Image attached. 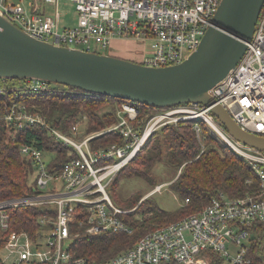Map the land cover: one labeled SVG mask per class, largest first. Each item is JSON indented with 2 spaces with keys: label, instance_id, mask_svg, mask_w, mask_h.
Returning <instances> with one entry per match:
<instances>
[{
  "label": "built area",
  "instance_id": "2783aa9c",
  "mask_svg": "<svg viewBox=\"0 0 264 264\" xmlns=\"http://www.w3.org/2000/svg\"><path fill=\"white\" fill-rule=\"evenodd\" d=\"M27 1V2H25ZM61 0H0V13L33 37L59 45L100 52L115 38L152 42V53L142 62L152 66L176 64L188 58L213 24L222 0H68L78 11L77 24L60 29ZM48 5L56 6L54 15ZM53 39V40H52ZM247 49L228 74L209 93L245 130L264 135V5ZM26 88L42 91L55 86L45 79L29 78ZM4 91L0 84V93ZM140 104L122 100L118 120L101 130L87 131V116L67 131L50 125L40 112L15 102L0 115L15 129L41 124L55 140L68 147L69 159L51 171L53 151L23 143L21 154L33 161L31 193L0 199V264H252L249 245L242 239L253 221L264 222V151L232 140L211 106L185 102L170 107H150L141 128ZM201 118L216 129L256 171L261 186L256 194L231 197L220 191L203 209L164 224L143 235L137 243L103 262L79 256L72 243L83 233L123 232L134 226L126 209L116 204L109 186L151 134L171 121ZM83 120V121H82ZM198 136L201 127L195 124ZM119 131L125 142L94 146L95 138ZM163 184H158L155 191ZM145 198V197H144ZM42 209L32 234L11 229V208ZM229 243L238 245L235 251Z\"/></svg>",
  "mask_w": 264,
  "mask_h": 264
},
{
  "label": "trees",
  "instance_id": "16d2710c",
  "mask_svg": "<svg viewBox=\"0 0 264 264\" xmlns=\"http://www.w3.org/2000/svg\"><path fill=\"white\" fill-rule=\"evenodd\" d=\"M25 80L0 78L4 88L0 93V115L9 112L15 102H23L30 111L40 112L50 125L65 131L72 129L74 123L84 115L87 116L84 122L87 131L101 130L118 120L116 111L123 99L86 92L73 86L63 88L60 86L62 84H55L50 90L35 91L26 88ZM107 105L111 109L102 111ZM151 110L148 106L140 105L139 117ZM196 123L201 127L200 137L194 127ZM144 127L145 122L142 123V130ZM93 141L94 146L99 147L123 144L125 139L119 131L114 130ZM32 142L55 152L48 164L51 171H59L69 159L68 147L51 137L46 127L37 123L15 129L0 117V199L31 193L34 164L21 154L20 146ZM164 159L175 165L178 171L181 170L170 183L180 196V205L170 210L160 206L153 197L143 198L136 210L126 214L134 226L133 233H83L72 243L73 250L79 256H86L89 262H103L133 247L146 233L203 209L220 191L231 197H241L256 194L261 186L260 177L246 159L219 139L204 120L185 119L154 130L135 158L116 174L110 183V195L116 197L115 203L123 208H131L143 197L140 191H135L126 198L118 199L116 189L120 175L137 174L151 185H157L160 181L152 172V164ZM10 211L11 229H26L35 233L41 208L21 206ZM249 227L259 230V233L252 239L248 256L252 264H264V222L255 221Z\"/></svg>",
  "mask_w": 264,
  "mask_h": 264
},
{
  "label": "water",
  "instance_id": "95a60500",
  "mask_svg": "<svg viewBox=\"0 0 264 264\" xmlns=\"http://www.w3.org/2000/svg\"><path fill=\"white\" fill-rule=\"evenodd\" d=\"M264 0H222L213 24L183 61L152 66L31 36L0 13V78L45 79L151 107L211 106L236 141L264 151V135L242 128L209 93L243 57Z\"/></svg>",
  "mask_w": 264,
  "mask_h": 264
},
{
  "label": "rangeland",
  "instance_id": "374dc122",
  "mask_svg": "<svg viewBox=\"0 0 264 264\" xmlns=\"http://www.w3.org/2000/svg\"><path fill=\"white\" fill-rule=\"evenodd\" d=\"M25 2H27V1H25ZM58 10L61 13V18L59 21L60 29H63L64 27H69V26L71 27V26H74L77 24L78 11L76 10L75 4L72 1L61 0L59 5H58ZM46 11L50 15H54L55 12L57 11L56 6L48 5L46 8ZM122 42H125L126 43L125 45H127L128 47H131L134 51H137V53L140 54V56L142 55V60H143L144 56H147V55L152 53V42L150 40L143 42V41H138V40L132 39V38H130L128 40H124V39H118L117 40L116 39L115 44L122 43ZM111 50H112V48L108 47V48L101 49L100 52L108 54L109 52H111ZM113 52H116V51H113ZM53 83L57 84L56 82H53ZM60 86L63 88L67 87L64 84L60 85ZM109 109H111V106L107 105L102 109V111H106ZM149 113L150 112H148L145 116L139 117L138 118L139 121H136V122H138L137 124L140 125L141 127H142V123L145 122V124H146V122L148 121ZM117 118H118V116H117ZM176 122H178V121L174 120V121H171L170 123H176ZM161 127L162 126H160L159 128H161ZM222 127H223V125H222ZM210 128L214 131V133H216L218 135L219 139H221L226 144H228L232 147L230 142H228L222 134H220L216 129H213L212 127H210ZM224 130H225V128H224ZM227 135H229L228 132H227ZM149 138H148V140H149ZM230 138L234 141V139L231 136H230ZM146 142H145V144H146ZM152 172H154V174L158 178V181H160L158 184H163L159 190H157V191L154 190L158 184L157 185H155V184L151 185V183L148 180H146L144 177H142L140 175L134 174L133 176H131V175H127V174H122L119 176L120 179H119L118 186L116 189V196L118 197V199L126 198L129 194H131L135 191H140L143 194V197L141 198V200L139 201V203L137 205L131 207V208H135L134 210L137 209V207L142 202L144 197H149V196H150V198L151 197L155 198L156 201L158 202V204L160 206L166 208V209L172 210V209L177 208L181 203V199H180L178 192L170 186V183L178 177L181 170L178 171V169L175 165L167 162L166 159H164V161H154L153 162ZM32 181H34L33 176H32ZM110 190H111V187L109 186V191ZM111 197H112L113 201L117 203L116 197L113 195H111ZM131 208L127 207L126 209H131ZM254 222L255 221H253L252 224ZM258 233H259V230H254L251 227H249V234L247 237H244L242 239V242L244 244H247L250 246L252 239ZM229 248L231 250L235 251L239 248V246L232 244V243H229Z\"/></svg>",
  "mask_w": 264,
  "mask_h": 264
},
{
  "label": "crops",
  "instance_id": "0c3cea01",
  "mask_svg": "<svg viewBox=\"0 0 264 264\" xmlns=\"http://www.w3.org/2000/svg\"><path fill=\"white\" fill-rule=\"evenodd\" d=\"M116 39L118 40V39H124V38H115L111 46L112 50L109 53L115 54V55L117 54L121 57L136 60L139 62L142 61V55L140 56V54H138L137 51H134L131 47H128L127 45H125L126 44L125 42L115 44ZM124 40H128V39H124ZM113 51H116L117 53Z\"/></svg>",
  "mask_w": 264,
  "mask_h": 264
},
{
  "label": "bare ground",
  "instance_id": "6f19581e",
  "mask_svg": "<svg viewBox=\"0 0 264 264\" xmlns=\"http://www.w3.org/2000/svg\"><path fill=\"white\" fill-rule=\"evenodd\" d=\"M195 119H201V118H195ZM227 140H229L228 138H226Z\"/></svg>",
  "mask_w": 264,
  "mask_h": 264
}]
</instances>
